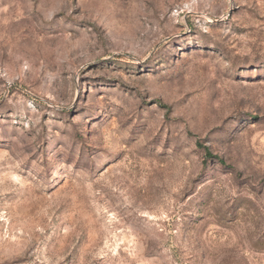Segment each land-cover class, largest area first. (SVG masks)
Returning a JSON list of instances; mask_svg holds the SVG:
<instances>
[{
	"label": "rangeland",
	"instance_id": "rangeland-1",
	"mask_svg": "<svg viewBox=\"0 0 264 264\" xmlns=\"http://www.w3.org/2000/svg\"><path fill=\"white\" fill-rule=\"evenodd\" d=\"M0 264H264V0H0Z\"/></svg>",
	"mask_w": 264,
	"mask_h": 264
}]
</instances>
